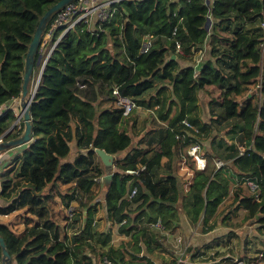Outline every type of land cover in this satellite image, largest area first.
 <instances>
[{
  "label": "trees",
  "instance_id": "obj_1",
  "mask_svg": "<svg viewBox=\"0 0 264 264\" xmlns=\"http://www.w3.org/2000/svg\"><path fill=\"white\" fill-rule=\"evenodd\" d=\"M57 1L0 0V105L19 98L29 45ZM112 6L107 21L95 18L89 26L80 20L63 35L64 27H57L40 48L45 53L57 41L30 105L32 139L4 168L0 164V198L6 202L0 215L18 213L22 222L18 228L0 221L12 264H99L104 256L112 264H156L148 254L140 256L163 249L166 235L151 223L161 218L166 230L175 229L181 210L203 231L249 222L264 236V33L255 26L264 17V0H119ZM147 35L152 45L141 52ZM205 46L211 57L195 67L194 56ZM211 85L220 97L208 101L207 121L200 98ZM124 98L134 103L128 113ZM135 106L150 109L146 133L137 130ZM15 121L13 109L0 115V137L18 136L16 127L10 129ZM172 136L175 147L167 148ZM191 138L204 152L205 143L211 145L203 170L187 152ZM97 147L116 155L113 166L101 161ZM178 148L194 169L185 189ZM215 157L226 163L218 167ZM57 194L65 212L52 205ZM98 205L130 240L113 245L112 227L96 228ZM240 209L241 224L230 222ZM199 249L188 247L194 256ZM178 257L168 264H183Z\"/></svg>",
  "mask_w": 264,
  "mask_h": 264
},
{
  "label": "rangeland",
  "instance_id": "obj_2",
  "mask_svg": "<svg viewBox=\"0 0 264 264\" xmlns=\"http://www.w3.org/2000/svg\"><path fill=\"white\" fill-rule=\"evenodd\" d=\"M259 23L256 22L255 26H257ZM45 39V38H44ZM41 51V49H40ZM39 51V55L41 56L39 66L41 67L43 65V62L48 54V51L45 53H41ZM197 53V52H196ZM196 56V57H195ZM195 65L198 63L204 62L207 58L211 57L209 53V48L205 46L204 48H200L198 50V54H195ZM39 72V71H38ZM38 72H34L35 79L37 78ZM256 88V85H252L250 90H254ZM155 92V90H151L148 93L145 94V96ZM244 95H238V99H241ZM251 96V95H250ZM220 97V89L216 86H208V90L201 91V98H200V114L201 117H203L204 120H209V111H208V101L211 98H219ZM138 107V106H137ZM141 108H145L141 106ZM140 108V110H142ZM139 116L140 114L137 113ZM140 118H138L139 121ZM138 124V122H137ZM137 131V130H136ZM175 140L173 139V136L169 138L168 143L166 144V147L169 148V146L172 145V147H175ZM77 152V147L74 144L73 148V154ZM207 156L210 155V150L205 149L204 152ZM116 156V155H115ZM178 174L181 181V187L183 189L187 188L190 185V181H192L194 177V169L192 166H189L187 164V158L183 156L182 149L178 148ZM208 159L210 160V156H208ZM215 162V160H214ZM225 162V161H224ZM226 163V162H225ZM224 163V164H225ZM191 173V174H190ZM61 189L64 191V187H61ZM232 196L230 195L226 201L225 204L231 201ZM57 203L54 204L55 209H62L63 212H65V208H63L62 205H60V196L57 197ZM137 204H134V207ZM223 205V206H224ZM222 206V207H223ZM184 210H181V213L184 214ZM232 220L230 222L240 223L241 219H243L244 216V210L240 209L236 214H232ZM96 217L99 219V227L103 228L106 224L105 219V208L100 205L99 211L96 214ZM243 221V220H242ZM108 224V222H107ZM117 224V223H115ZM115 224H113V232H114V240L116 239V227ZM109 227V224H108ZM106 228V227H104ZM221 230H226V234L223 236H219L218 233ZM213 231H216V236L212 237L210 241H207V238L203 234H210V231H203V229L198 226L197 224H192V230H181L180 234L183 235L185 238V243H189V246L195 245L200 246V251L198 256H194L192 252V261L196 264H213L216 262L217 264H227L228 262L234 258L243 259L245 264H262L264 262L263 258H260L257 256L258 252L262 251L264 249V236L260 234L257 230L254 224H250L249 222L243 225H235L233 226H222L218 225ZM212 232V231H211ZM195 238L193 242H191L190 237ZM130 236V235H125ZM200 236L201 239L198 237ZM130 240L129 237H122L120 240H118L116 243H120L122 240ZM220 241V243H219ZM211 243V248H203L205 245ZM188 251V249H187ZM162 252H165L167 256H165ZM154 256H156L158 261H163L164 264H168L170 262L176 261L175 259V248L171 244L170 241L167 240V238L163 239V249H159L157 253H154ZM185 264H188V262H184ZM174 264H177L176 262Z\"/></svg>",
  "mask_w": 264,
  "mask_h": 264
},
{
  "label": "built area",
  "instance_id": "obj_3",
  "mask_svg": "<svg viewBox=\"0 0 264 264\" xmlns=\"http://www.w3.org/2000/svg\"><path fill=\"white\" fill-rule=\"evenodd\" d=\"M119 0H74L67 5H65L62 9H60L54 17L50 20L52 21L49 27V30L46 34H44V40L42 43V48L45 45L46 40L50 37L52 32L57 28V27H64L62 34L63 35L65 32H67L68 29H70L76 22L80 20H84L86 23H88L89 26L94 22V19L97 18L100 20L102 23L107 21L110 16L113 15L115 7H113V3L117 2ZM212 0H209L210 4ZM210 19L211 23L209 25V28L212 24V19L211 15H208V20ZM207 20V22H208ZM258 26L260 27L261 31L264 33V17L259 20ZM208 28V29H209ZM60 38V37H59ZM58 38V39H59ZM264 42V41H263ZM57 43V41H56ZM55 43V44H56ZM55 44L49 49L48 54L45 58V60L48 58L50 52L52 51L53 47ZM152 45V36L147 35L141 45V52H147L149 48ZM177 52L182 53V49L180 45L177 46ZM44 60V62H45ZM43 62V63H44ZM198 66V63L196 64ZM18 98L12 100L11 102L17 101ZM121 102L125 104L126 106V113L130 112V110L134 107V103L128 99L124 98L121 99ZM10 103V102H9ZM12 109L10 106L5 108L4 105H0V115L4 114L7 110ZM16 115V124L12 128L16 127L17 130L19 131V134H21L25 128V123L23 120V113L21 111H15ZM183 123H185L188 127L194 129L195 131H198V128L195 127L192 123L187 121L186 119L183 120ZM10 128V129H12ZM9 129V130H10ZM18 134V135H19ZM182 134H176V138H179ZM183 136H185L183 134ZM193 138V137H192ZM192 138L190 140H192ZM2 138H0V141ZM243 148H241V151L243 152ZM187 152L191 159L195 162V165L198 169H205L207 164L209 163V159L207 155L204 153V150L202 148L201 143L198 140H192L190 143L187 144ZM1 156V152H0ZM215 162L218 167L224 165V162L220 159H215ZM145 166H141L139 169H127L128 173H138L140 170L144 169ZM105 176H100L97 179L99 181H102ZM247 181L249 185L251 186V189L257 190L258 189V183L253 180L252 178H247ZM137 192V188H133L131 193L128 195V198H131L135 193ZM69 217L73 218L76 214V208L71 205V207L67 210ZM152 227L158 228L161 231L165 232L166 227L162 221L161 218H158L156 221L151 223ZM174 247L176 248V252L180 255L179 261L184 262L185 258H188L190 256V253L187 251L188 245L184 241V237L181 234H177L175 237V245ZM258 257L264 259V249L257 254ZM2 260V252L0 248V264ZM100 264H112L110 259L107 256H104L102 258V261ZM229 264H245L243 259L239 258H234L230 261Z\"/></svg>",
  "mask_w": 264,
  "mask_h": 264
},
{
  "label": "water",
  "instance_id": "obj_4",
  "mask_svg": "<svg viewBox=\"0 0 264 264\" xmlns=\"http://www.w3.org/2000/svg\"><path fill=\"white\" fill-rule=\"evenodd\" d=\"M72 1L74 0H58L56 3H54L51 7L47 9V11L43 14V16L41 17L38 23L33 39L29 45V49L26 54L22 91L18 98V103L8 102L5 104V108L6 107L8 108L10 106L13 110L21 111L23 113L25 128L23 132L16 137L5 139L4 137L7 135V133L1 136L0 138H2V140L0 141V152L6 151L15 146L26 144L32 139L33 130H32V116H31L30 105L32 99L34 98L38 83L42 76V72L47 60V59L45 60L42 67L40 68L39 76L37 77L36 82L32 84L34 67L36 63L38 64V59H36V56L37 53L40 51V48L42 47V43L44 40V32L48 23L60 9H62L65 5H67ZM207 3H209V0H207ZM210 23L211 21L209 19L207 22V28H209ZM174 57L175 55H173V58ZM15 124L16 121L13 123L12 127L15 126ZM95 150L99 155L101 161L106 166L114 165V160L116 158L114 154L107 152L104 148L97 147L95 148ZM112 175H113L112 172L108 173L106 175V178L111 179ZM0 248L2 252L1 264H12L11 255L8 251L5 239L2 235H0Z\"/></svg>",
  "mask_w": 264,
  "mask_h": 264
},
{
  "label": "crops",
  "instance_id": "obj_5",
  "mask_svg": "<svg viewBox=\"0 0 264 264\" xmlns=\"http://www.w3.org/2000/svg\"><path fill=\"white\" fill-rule=\"evenodd\" d=\"M211 27V26H210ZM198 54V52L196 53V55ZM196 57V56H195ZM40 58H41V56L39 55V57H38V64H39V62H40ZM40 65V64H39ZM42 67V66H41ZM40 67V68H41ZM195 67H197V65H195ZM198 67H199V65H198ZM40 68H39V72H40ZM34 72H36L35 71V67H34ZM39 72H38V75H37V77L39 76ZM36 80H37V78L35 79V77H34V73H33V77H32V84H34L35 82H36ZM16 103H18V101H15ZM136 107V106H135ZM144 107V106H143ZM140 108H141V106H138V107H136L135 108V114L137 115V113L138 114H140L139 116L137 115V119L138 118H140L139 119V121H137L138 122V124H137V130H142L143 128L145 129L146 128V130L144 131V133H146L147 131H149L150 129H151V121H148V122H146V120H147V117L149 116V112H150V109L149 108H141L142 110H140ZM146 124L148 125L147 127H145L146 126ZM25 145L26 144H23V145H19V146H15V147H12V148H10V149H8V150H6V151H3V152H1V156H0V164L2 165V167L4 168V166L16 155V154H18V153H20V152H22L23 150H24V148H25ZM205 149H208V150H210L211 149V145H210V143L209 142H206L205 143ZM78 149V148H77ZM75 156V154H73L72 155V157L71 158H73ZM208 157V156H207ZM215 159H219L218 157H215L214 158V160ZM220 160H222V159H220ZM208 161H210V160H208ZM223 162L225 161L226 162V160H222ZM224 162V163H225ZM2 168V169H3ZM1 169V170H2ZM191 174V173H190ZM110 179V178H109ZM193 180V179H192ZM192 181H190V183H191ZM189 187V186H188ZM187 187V188H188ZM59 195L57 194L56 195V200H55V202L54 203H52V205H54L55 203H57L58 201H57V197H58ZM0 203L1 204H6V202L3 200V199H1L0 198ZM99 207H100V205H98L97 206V211H96V213H95V226H96V228H98V229H104V227H108V224H109V226H111V227H113V224H111L110 222H108V224H107V222H106V224H105V226L103 227V228H100L99 227V219L96 217V214L98 213V211H99ZM184 214H182L181 212H180V225L177 227V228H175V229H172V230H166L164 233H165V235H166V238H167V240L168 241H170L171 242V244L174 246L175 245V237H176V235L177 234H180V231L181 230H189V231H191L192 230V223L190 222V220H189V218H188V216H187V214L185 213V212H183ZM19 214L18 213H12V214H10V215H0V221H2V222H11L12 224H16V226L18 227V228H20L21 226H22V222L21 221H19ZM119 225L120 224H115V227H116V239L114 240V242H112L113 243V245H116V244H118V243H116L118 240H120V238H122L123 236L124 237H129L130 239H131V237L130 236H125L126 234H121L119 231H118V228H119ZM222 226V228H223V225H221ZM226 227V226H225ZM158 229V228H157ZM160 230V229H159ZM221 232V233H220ZM226 230H221V231H219L218 233H220L219 234V236H223L224 234H226ZM73 233V230H71V229H69V234H72ZM216 231H210V234H203L206 238H207V241H210V239H211V236L212 237H214V236H216ZM184 237V236H183ZM189 237H190V234H189ZM200 239H201V237L200 236H198ZM189 240H191V242H193L194 240H195V238H193V237H190V239ZM184 241H185V239H184ZM219 243H220V241H219ZM132 244V243H131ZM131 244H129L128 245V247H127V250L129 251L130 249H132V246H131ZM187 245H188V247H189V243H187ZM211 243L210 244H208L207 243V245H205L203 248H208V247H210L211 248ZM175 248V247H174ZM159 250H155L154 251V253H157ZM200 251V250H199ZM199 251L197 252V256H198V254H199ZM132 252V251H131ZM189 252V251H188ZM154 253L153 254H150V253H148V252H146V253H144V251H142L141 253H140V256L141 255H143V254H148L149 255V257H151V259L156 263V264H164L163 263V261L161 260V261H158L157 260V258H156V256H154ZM165 256H167L166 255V253L165 252H162ZM190 253V256L188 257V258H185V261L184 262H188V264H196V263H193V262H191L192 261V252H189ZM175 254L176 255H178L179 257H178V260H179V258H180V255L176 252V248H175ZM136 255H139L138 253H135V256ZM195 255V256H196ZM184 262H181V263H183V264H185ZM13 264H16V262L14 261L13 262ZM100 264V263H99ZM213 264H217L216 262H214Z\"/></svg>",
  "mask_w": 264,
  "mask_h": 264
}]
</instances>
